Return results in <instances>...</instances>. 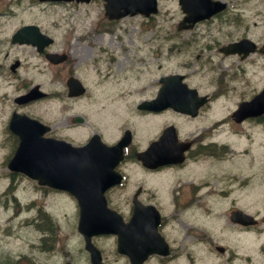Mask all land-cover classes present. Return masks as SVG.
<instances>
[{
	"label": "flooded vegetation",
	"instance_id": "af4514ba",
	"mask_svg": "<svg viewBox=\"0 0 264 264\" xmlns=\"http://www.w3.org/2000/svg\"><path fill=\"white\" fill-rule=\"evenodd\" d=\"M91 1L93 0L89 2ZM211 2L214 12L208 18L190 28H179L182 37L178 46L186 52L185 56L192 45L195 46L196 53L193 60L191 57L189 62L180 64L182 72L173 73L183 74L184 81L196 85L187 83L196 88L200 97H205L204 103L198 106L193 114H184L172 108H162L158 111L142 108V102L155 97L159 85L157 79L155 83L149 82V95L138 101L132 95L136 90L126 95L123 89L90 90L83 81L85 79L79 77L81 73L90 76L89 67L81 73H76L75 69L70 67L72 64L83 65L84 61L93 57L88 52L92 49L91 45L82 44V41L87 42L89 39L87 32L77 31L75 27L72 31H65L67 28L63 30L58 26L43 27L41 20L37 18L36 9L41 3L53 6L65 3L64 1L0 0V90L16 82L11 107L5 108V93L0 94V136L5 137L3 143H9L7 158L12 155L18 143L16 135L7 127L13 113L25 114L40 122L42 125L38 129L47 128L42 137L72 144L82 145L97 135L102 141L112 145L127 136L121 160L108 169L117 171L121 180L106 191L109 199L116 195L114 207L125 222L133 211L134 200L143 206H152L158 212L157 230L167 243L170 242L167 233L174 230L175 220L178 224H187L182 218L186 210L215 209L225 202L230 222V215L236 209L244 211L250 204L249 164H246V174L235 172V168L240 165L234 160L232 152L234 139L245 137L249 124L256 129L264 127V113L255 117L244 116L240 122L232 118L240 103L252 100L264 89V0ZM69 3L84 4L75 1ZM179 14L181 21L185 13L180 8ZM155 18V15H151L143 19L151 24ZM112 22L114 20L106 21L101 30L96 28L93 32L95 36L103 39L108 29L112 28L109 26ZM26 25H33L35 30L46 35L43 40L50 39L51 42L39 39L35 44L27 43V36L21 41L14 40L18 29ZM60 38L62 42L61 46H58ZM167 41L168 60L171 50L174 49L171 47L177 44L170 45L169 35ZM231 44L239 45L235 46L234 52L226 53L223 47ZM98 56L100 53L95 55V62H99ZM41 64L52 72V81L61 82V89L27 81V67L32 66L38 70ZM128 71L129 74L134 73L132 68ZM170 73L168 71L166 74ZM70 76L83 83L86 88L83 94L68 96L65 83ZM202 79L207 81L206 88H203ZM252 81H257L256 87L251 86ZM111 83L119 86L114 80ZM33 86L44 92V96L24 103L15 101L16 97L25 95ZM93 92H96V95L91 96ZM99 94L106 95V107L114 111L110 117L102 111L95 117L92 112L74 110L76 106L80 109L82 102H88V107L92 110L101 98ZM52 99L58 107L35 108L37 104ZM59 102L61 105H58ZM226 103L230 105L226 106ZM219 108L226 116H218ZM111 123H116V127ZM170 127L173 128L175 137L165 135V140L158 143L165 130ZM172 158L177 162L169 163L168 159ZM111 161L114 159L111 158ZM9 178L12 183L14 178L10 175ZM259 182L260 180L254 177L253 184ZM218 183H228V187L215 190L213 184ZM46 191L47 195L58 196L56 190ZM39 216L44 225L39 228L41 233H37L36 242L28 249L12 253L9 249L1 250L0 264H90L89 255L84 250L75 252L56 249L60 225L57 224L55 211L51 214L45 211L44 214L39 213ZM261 221L259 219L258 224ZM231 226L234 227V224ZM173 252L174 250L170 249L167 256H151L153 260L149 264H169L167 262ZM100 253L103 264H130L128 257L116 250V244L115 248L109 250L100 248ZM185 253L191 254L194 251L185 249ZM198 262L201 264L202 256L198 257Z\"/></svg>",
	"mask_w": 264,
	"mask_h": 264
},
{
	"label": "rangeland",
	"instance_id": "374dc122",
	"mask_svg": "<svg viewBox=\"0 0 264 264\" xmlns=\"http://www.w3.org/2000/svg\"><path fill=\"white\" fill-rule=\"evenodd\" d=\"M163 7L160 5V13L157 18L154 19L152 25H145L140 18H128L119 23L112 24V31H115L116 37L111 36V34H106L103 39H98L93 33L96 28L101 30L104 28V23L106 19L103 16L102 6L96 2L88 5H63L60 10L52 9L55 6H50L52 11V20L50 18V13L47 16L46 13L39 14L37 13V18L41 20L43 26H58L65 31H72L75 27L77 31H84L88 34V41H82V44L85 43L94 44L96 47L92 48L89 52L93 57L90 60L84 61V64L89 66L91 72L95 73L98 80H86L87 75L84 73L79 74L80 78L85 79V84L88 85L89 89L100 90L104 87L105 83L108 82L109 85L104 89L110 90V83L113 79L108 81L102 80L103 76L115 75L119 80H122L123 77L128 78L126 81H120L122 87L126 86V82L130 79L133 82V85H130V88L133 91L132 95L135 100H140L145 96L149 95V89H146V86L149 82H154L158 78L159 74L167 73L168 71H179L180 64L184 61L189 62L191 57L193 60V55L196 53V48L194 45L190 46L187 55L185 56L184 50L178 46L181 34H174L173 29L177 22L180 21L181 14H179V9L177 6L176 0H165L163 2ZM37 12H40L37 9ZM84 19V20H83ZM146 23V22H145ZM82 26V27H81ZM118 27V28H117ZM170 35V45L172 43L177 44V46L170 53V58L167 60V47L168 41L166 37ZM112 38V39H111ZM95 43H94V42ZM61 39L59 45L61 46ZM147 48V49H146ZM140 49V52L139 50ZM97 53H101L100 61L95 62L93 59ZM147 54V55H146ZM75 57L72 58L74 60ZM40 69H35L32 66L27 67V81L30 82H39L49 87L53 85L61 89V82L52 81V72L46 68L44 64L40 65ZM81 66V65H80ZM72 69L78 71V66L70 65ZM136 69L134 73L129 74V69ZM37 71H40L38 73ZM123 71H127L125 74ZM78 75V74H77ZM206 77L208 76L205 75ZM203 88L207 87V81L202 79ZM12 82L10 87H4L0 90L1 93H5L3 99L5 108L11 106V97L15 93L14 84ZM130 83V81H129ZM252 87L257 86V81L251 82ZM96 93V92H94ZM95 95V94H94ZM100 100H97L95 108L92 110L82 102L81 107H74L75 111H86L92 112L96 117L98 112L102 111L110 117V114L114 111H111L106 107V95H101ZM128 101V100H127ZM130 101V100H129ZM132 102V101H131ZM9 103V104H8ZM58 105H61L59 102ZM230 105L229 103L225 104ZM58 107L54 99L43 101L35 106L38 107ZM2 104L0 103V109ZM119 111V108L117 107ZM223 111L218 109V116H226V113L222 114ZM100 122V120H99ZM116 123H111L114 126ZM116 127V126H114ZM1 128V121H0ZM113 128V127H112ZM111 128V130H112ZM253 135V131H252ZM251 135V143L246 144L242 139H234V150L233 152H247L250 153L251 158L249 173L251 174V183L249 185V201L252 206L259 207L262 204V197L264 196V155H258V150L261 149L258 139L253 138ZM5 140L4 135L0 136V176H6L7 169L5 167V162L7 154L10 150L9 143ZM248 148V150H247ZM246 160V157H235L234 160L239 162V167L235 168V172L246 174L247 168L243 164V160ZM254 177H257L260 182L253 184ZM221 179V176H219ZM18 182V190L16 195L22 203L30 202L34 198L40 199V205L46 212L51 214L52 211H55L57 216V223L60 225L58 231V240L56 242V249L64 250L69 249L75 252H78V249L81 248V242L79 239L75 240L70 236L71 228L67 224L69 222L75 225V216L72 218L73 221H68L67 215L70 214L73 209L72 205L68 201L67 197L55 196L53 194L47 195L43 192L36 191V184L33 182H27L24 178L16 177ZM223 184L220 183L221 187ZM6 184L3 180H0V203L6 199L4 195V189ZM217 188V185L214 186ZM47 195V196H46ZM3 214H0V223L4 222ZM6 217V216H5ZM26 218L25 213H23L19 218L11 219L13 226L11 228L10 234L11 239L14 243L7 245H2L1 250L9 249L10 253L18 250L28 249L29 246L36 242L37 232L28 230L26 226L23 225L22 220ZM7 219V217L5 218ZM192 222V220H191ZM193 224L198 230L197 234H202V244L194 241L190 236H185L187 232L185 229H188L189 226L180 227L175 226L174 230L171 233L175 234V237L178 238V241L175 245H179V250H183L182 245H187V249H198L201 250V255L204 256L209 245L219 244L224 247H229L230 250L234 251V259L230 260L228 258H219L218 264H264V225L260 230L259 234L241 232L239 229L228 228L227 217L225 210L223 208H218L216 210H211L209 214L204 213L203 216H199ZM100 244L104 248H110L112 243L102 242ZM78 255V253H74ZM196 263L198 258H186L183 256L175 260V264H187L189 261ZM208 264V263H203Z\"/></svg>",
	"mask_w": 264,
	"mask_h": 264
},
{
	"label": "water",
	"instance_id": "95a60500",
	"mask_svg": "<svg viewBox=\"0 0 264 264\" xmlns=\"http://www.w3.org/2000/svg\"><path fill=\"white\" fill-rule=\"evenodd\" d=\"M136 3L137 7L132 11V14L136 10L143 11L153 5L151 0H138ZM106 14L109 18L120 16L111 8H107ZM179 86L178 83L172 84L170 90L176 92L179 90L177 88ZM74 94H77V91ZM17 133L22 136L21 146L12 159L10 168L24 171L29 176L38 178L58 189L67 190L77 198L81 211L79 230L86 237V248L91 252L92 264H99V254L88 243L89 236L98 233H115L119 228L117 218L112 220L113 214L105 209L103 198V192L108 185L105 179L112 180V174L105 176L102 170L106 167L109 155L112 154L110 151L113 148H107L98 140L90 141L86 146L79 148L50 141L41 143L37 142L35 138H32L34 141L32 142L24 137L27 134H22L19 128ZM39 149L52 155L54 150L58 149L55 153L57 167L53 160L48 161L45 154H41ZM132 257L136 258L137 256L133 255Z\"/></svg>",
	"mask_w": 264,
	"mask_h": 264
}]
</instances>
